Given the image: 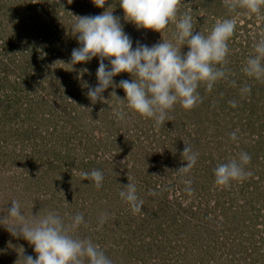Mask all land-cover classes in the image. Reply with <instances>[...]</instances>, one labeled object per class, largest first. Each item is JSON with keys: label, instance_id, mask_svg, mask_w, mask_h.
<instances>
[{"label": "rangeland", "instance_id": "rangeland-1", "mask_svg": "<svg viewBox=\"0 0 264 264\" xmlns=\"http://www.w3.org/2000/svg\"><path fill=\"white\" fill-rule=\"evenodd\" d=\"M106 9L120 18L133 48L170 40L175 32L174 24L163 36L137 30L119 0H107L104 9L92 0H0V216L12 200L26 217L55 211L68 223L82 213L85 223L73 235L90 238L112 264H264V81L242 71L264 35V19L230 13L223 0H181L178 18L190 13L196 32L207 35L217 20L232 17L237 27L227 79L211 92L201 86L202 103L190 111L177 104L157 130L126 107V119L118 120L112 87L102 93L104 102H91L86 93L97 84L98 57L70 65L80 47L71 31L75 16ZM113 79L118 84L131 76ZM245 85L251 93L242 95ZM115 92L125 98L123 89ZM185 144L199 153L186 174L177 171L187 164ZM241 152L251 156L245 170L252 175L216 185L214 169ZM94 169L104 174L100 189L81 177ZM128 183L144 201L140 213L119 196ZM22 255L35 258L33 246L0 225V264H20Z\"/></svg>", "mask_w": 264, "mask_h": 264}, {"label": "clouds", "instance_id": "clouds-1", "mask_svg": "<svg viewBox=\"0 0 264 264\" xmlns=\"http://www.w3.org/2000/svg\"><path fill=\"white\" fill-rule=\"evenodd\" d=\"M67 2L71 4L72 0ZM92 3L104 9L107 0H92ZM223 3L230 13L244 10V14L250 17L255 15L264 19V0H223ZM119 6L124 19L133 23L137 30H152L163 36L164 30L174 24L175 32L170 40L162 39L151 47L136 42L133 48V41L125 33L120 18L114 16L113 11H108L109 7L99 15L75 16L77 19L71 31L80 47L72 50L70 65L88 63L94 57L100 61L96 72L97 84L89 86L86 93L93 104L104 102L102 93L112 87L111 95L120 102L114 109L118 120L126 119V107L134 115L153 120L159 130L166 121H171L170 112L177 104L190 111L202 103L198 91L201 86L211 92L218 81L227 79L229 41L237 27L235 17L217 20L205 35L196 32L190 13L185 12L178 18L181 0H119ZM185 45L189 50L182 54L181 49ZM105 60L110 67L104 63ZM83 71L87 72V69ZM242 71L249 78L264 81V35L255 43L254 55L247 58ZM120 73L130 74L131 80H121L116 84L113 78ZM232 84L235 86V81ZM117 87L124 90V99L117 96ZM250 93L249 86L241 88L242 95ZM229 103L232 107L237 106L236 101ZM238 131L230 133L232 141L237 140ZM181 156L187 164L177 171L186 174L197 163L199 153L186 145ZM250 162L251 156L241 152L238 160L230 159L219 164L214 169L215 184L226 188L233 181L245 180L252 175L245 170ZM81 177L91 180L96 189L103 186L104 174L100 170L82 172ZM184 183L191 191V181L185 180ZM119 196L133 214L142 211L144 201L139 198L135 183L124 186ZM69 219L70 222L66 223L65 218L55 211L26 217L19 201L12 200L6 214L0 216V225L12 236L23 238L33 246L36 257L22 255L18 260L20 264H112L90 238L73 235L85 223L83 214L77 213ZM106 219L107 214H102L99 225L103 226Z\"/></svg>", "mask_w": 264, "mask_h": 264}]
</instances>
